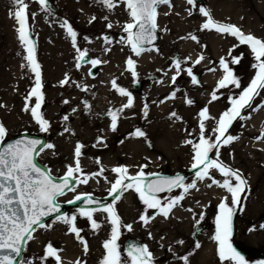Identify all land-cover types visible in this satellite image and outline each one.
<instances>
[{
    "label": "rangeland",
    "instance_id": "374dc122",
    "mask_svg": "<svg viewBox=\"0 0 264 264\" xmlns=\"http://www.w3.org/2000/svg\"><path fill=\"white\" fill-rule=\"evenodd\" d=\"M49 1L56 8L55 12L51 11V15L44 12L36 0H27L29 3L28 22L36 43V60L40 65L43 84L44 102L41 112L50 127L46 132L41 131L30 112L24 111L25 97L34 87L35 75L30 71L24 59L27 53L18 39L16 31L18 25L10 15L16 10L12 0H0V105H3L0 107V123H3L7 129L5 140L24 133L45 138V146L38 151L37 161L54 178L65 175L68 166H75V147L77 143L84 145L80 157L83 173L76 175L81 178L87 176L88 183L76 185L75 182L73 186L76 187V191H66V195L57 200L66 206L61 216L77 215L75 224L80 229L81 239L88 245V252L85 254L84 244L70 231V225L59 221L56 217L45 221V228H35L34 239L25 240L18 264H25V262L42 264L41 258L44 257L45 248L49 242L61 250L58 252L61 257L60 264H76L77 261L81 264H101L103 254L106 253L103 244L111 238L112 230L107 213H94V219L101 227L93 230L87 218L79 216L77 208L68 207L67 201L79 194L105 198L110 195L111 184L117 178V175L112 172L113 168L126 166L129 169V175L135 176L143 165H147L143 168L147 176L153 173L169 175L186 173L185 183L190 184L195 181L199 190H190L185 195V199L172 209L167 219L163 215H157L155 209L146 210V206L134 188L125 191L119 200L107 204L114 205L121 219V238L117 240V244L121 247L120 251L122 252L123 240L126 237H132L145 243L152 250H158V255L153 258V264H184L181 258L185 255L189 256V264H230L229 261L220 260L218 245L213 237L217 229L218 206L224 197H228V203L231 206V196L226 190L216 185L208 187L211 181L207 178L203 181L196 180L195 173L198 170H193L191 167L193 163L192 145L187 144L186 141H199L198 113L205 106L208 107L209 114L215 118V120L206 121L207 134H211V129L216 126V120L230 108V98L238 96L242 89L250 83L256 69L252 67L255 62L254 56L247 45H239L234 37L227 34H218L214 30H201L206 18L200 14L199 8L209 10L217 22L236 25L245 34L264 39V0H206L204 5H199L195 1L189 5L187 0H170L171 7L159 6L158 15L168 12L163 27L158 26L157 29L159 39L154 45L148 47L149 51L142 52L140 56L147 55L151 58L161 51L163 53L165 50L163 37L168 32L174 40L166 46L168 52L165 50L167 56H165L164 64L145 72H141L137 67L140 56H136L126 43L127 33L124 32L123 25L130 22V17L126 6L119 3V0H117L119 6L112 11L107 10L100 0ZM72 2H78L84 8L85 6L90 8L86 17H83L81 13L72 12L69 6L73 5ZM180 4L185 5L188 11L177 13L176 8ZM33 13L35 14L34 20L32 19ZM182 14L187 16L184 24L189 26L190 31H193L196 24L198 25L196 37L199 43L192 39H185L180 34L176 26L175 15ZM104 15L107 17L106 21L101 20ZM93 16L96 19L90 23ZM65 19L77 32L75 47L66 29L61 27ZM108 24L112 27L108 28ZM210 34L219 40V44H216L214 48L209 39ZM105 38L111 40V43H106ZM187 42L195 45L192 51L181 49V45ZM99 44H101L100 51L96 52ZM233 46L236 47L232 55L240 56L242 59L239 64L229 66L240 78L241 88L230 86L231 90L220 89L217 92L219 99L209 103L211 93L216 90L218 81L224 75L219 67V60L221 57L230 60L228 53ZM102 47L106 50L103 51ZM77 48L81 51L87 50V55L91 60L97 59L102 62L94 68L93 73L91 72L92 65H81L77 69L79 56ZM201 55L204 59L193 66ZM116 56H118L120 68H127L126 61L129 58L136 63L137 76L134 78L126 70V78L123 81L119 80L118 83L119 87L131 93L133 107L135 106L134 99L137 100L136 106L138 107L125 109L119 114L116 131L111 130V122L102 124L99 132L103 142L91 144V130H82V127L73 125V119L64 121L63 118L73 115L74 109L82 108V105L76 101V95L79 93L77 85L98 79L104 72V65L117 62ZM177 59L181 61V70L178 75L174 67ZM189 67L192 68L198 84L192 83V78L186 71ZM213 68L216 70L210 71ZM174 75H177L175 84L172 82ZM66 76L69 78V83L61 86V81ZM138 82L142 83V86L140 91L136 92L133 85ZM173 91L176 92L174 99L170 98ZM186 99H192L194 104L189 106ZM35 102V97H33L29 106H34ZM126 103L127 97H124V101L111 110L115 111ZM145 106H147L146 115ZM173 112L176 113V117L171 115ZM185 113L187 118L184 116ZM242 115L250 118L237 119L226 134L238 137V139L221 147L219 151L220 161L232 169L239 170L247 181L248 189L241 197V204L234 209L230 242L231 244L238 242L245 247L264 250V227H262L264 226V166L255 165L248 158L253 154L254 149H259L261 144L264 145V139H257L264 130V91L253 101V108L245 109ZM148 117L152 120L146 122ZM137 130L144 132L147 137L136 136ZM132 140H138L140 143L143 141L142 143L149 146L148 151L143 152H146L147 162L136 163L141 162L142 157H134L131 154ZM47 144L54 145V148H47ZM144 144L140 145L142 149L147 147ZM164 146H168L169 151H165ZM179 147H182V150ZM260 154L257 153V155ZM210 156L216 158L215 149ZM97 160L100 161L99 164ZM256 163L264 165V162L260 160ZM101 169H104L102 174L93 175L99 173ZM210 175L217 180L222 181L223 179L216 170H212ZM182 193L183 189H174L159 195L158 198L166 203ZM128 196L131 200L130 205L133 207L132 211L125 210L123 201ZM145 214L149 217L155 216V219L145 224L140 219L141 215ZM137 218L140 221L135 222ZM127 225H131V231L127 229ZM196 229L200 232L194 239ZM65 238H68L75 248L71 250L66 248L63 244ZM178 241H183V244ZM196 243L201 245L199 249L195 248ZM200 252H203L202 260H198ZM124 257L122 264H131L128 255L125 254ZM43 264H56V262L53 258H48L43 261ZM245 264H264V262L247 259Z\"/></svg>",
    "mask_w": 264,
    "mask_h": 264
},
{
    "label": "snow or ice",
    "instance_id": "6c2138e0",
    "mask_svg": "<svg viewBox=\"0 0 264 264\" xmlns=\"http://www.w3.org/2000/svg\"><path fill=\"white\" fill-rule=\"evenodd\" d=\"M41 9L51 15V10L48 4V0H36ZM101 4L112 11L114 8L122 3L126 6L128 11L130 22L123 25V30L127 33L126 43L131 47V51L140 56L142 52L149 51L145 48V45H151L155 39V33L158 29L157 17L158 7L161 5H168L171 7L170 0H100ZM194 0H187L189 5H192ZM13 6L16 10L10 13L12 18L16 21L18 27L16 29L18 39L21 45L24 47L27 55L24 59L27 61L28 67L35 75L34 87H32L25 97V112H30L35 122L39 125L41 131H48L50 124L45 119L41 112V107L44 102V94L42 91L43 84L41 79L40 65L36 60V49L33 40L31 39V29L29 25V3L27 0H12ZM199 12L206 18V21L202 24L201 30H214L218 34H227L234 37L239 45H247L250 48L251 53L254 56V63L252 67L256 69L254 77L250 83L242 89L240 94L236 97L230 98V108L225 110L216 120V126L211 129V134L208 133L206 127V121L215 120L209 114V109L205 106L199 111V141L193 140L186 141L187 144L192 145L193 149V163L191 165L193 170L196 171V180L203 181L206 178L211 181L207 186L212 187L216 185L226 190L231 196V206L228 203V197H224L219 204V215L216 218V234L213 240L218 245V255L221 261L235 262V264H245L244 257H242L232 246V217L234 215L235 207L241 204V197L247 190V181L237 169H232L228 165L224 164L219 159L220 148L229 145L231 142L238 139L230 134L226 135L233 122L237 119H249L242 115L245 109L253 108V101L257 96H260L264 91V39L255 37L252 34H245L242 29L236 25L217 22L210 11L206 8H199ZM167 14V13H166ZM32 19H35V14H32ZM96 17H92L90 23L94 21ZM107 20V17H104ZM61 27L66 29L68 36L71 38L72 44L75 47L77 42V32L74 31L71 24L65 19ZM108 28L112 25L108 24ZM192 40L199 43L196 36L190 37ZM123 39V38H122ZM107 43H111V40L105 38ZM235 47L229 49L228 56L230 60H226L221 57L219 60V67L222 69L224 75L218 81L217 88L211 93V100L209 103L219 99L217 92L220 89L228 88L230 86L235 88H241V80L234 74V71L230 68V64H239L242 57L233 56ZM78 63L77 69L81 67V61H85L87 57V50L81 51L77 48ZM204 59L201 55L195 62L199 64ZM93 67L101 64L102 62L97 59L87 60ZM127 68L132 76H137L136 63L133 59L129 58L126 61ZM23 67V65H22ZM174 67L177 70V75L181 70V61L177 59ZM216 69H210L215 71ZM188 75L192 78V83L198 84L196 76L193 75L191 67L186 69ZM91 75V72H89ZM177 75L172 77V82L175 84ZM69 83V78L66 76L61 81V86ZM80 87V85H77ZM113 89L122 97H127V103L123 104L119 109L115 111L109 110L108 115L111 118V130L116 131L119 114L125 109L133 107V98L130 92L126 91L123 87H119L115 80L112 81ZM82 90H87L82 88ZM179 89H177L178 91ZM35 97L34 106H29L31 99ZM170 98H176V92L173 91ZM68 103V101H64ZM186 103L191 106L194 104L192 99H186ZM3 107V105H0ZM85 107L90 108L85 102ZM145 106V115L146 113ZM256 110V109H253ZM75 111V109L73 110ZM176 117V113L171 114ZM65 121L68 117L63 118ZM179 119V117H177ZM67 131V129H65ZM7 135V129L0 123V145L4 144ZM138 137H144L145 133L137 130L135 133ZM191 135V133H189ZM214 135V139H213ZM258 140L264 139V130L261 132V136ZM103 141L98 138L97 143ZM41 142L37 140H20L12 144H7L4 147H0V264H17L16 257L21 256L23 242L34 239L33 232L36 227L45 228L46 225L42 223L43 219L53 213L60 212V206L57 204V199L66 195V190L75 192L76 187L73 186L72 181L76 182V185L87 184L88 177L83 178L76 174H82L83 169L80 164V157L82 156V148L84 145L77 143L74 150V164L75 166H68L67 172L63 177L58 178L59 182H56V178H53L50 174L42 171L40 167L34 162V153L40 146ZM95 147V145H93ZM47 148H54V145L47 144ZM216 150V158H212L210 154L213 150ZM99 160L97 163L99 164ZM147 165L141 166V170L137 175H129V169L126 166H119L112 169V172L117 175L114 183L111 184L109 194L114 200H119L123 196L124 192L133 189L139 194V198L146 206V210L155 209L157 215H163L165 219L169 218V214L172 209L185 199V195L190 190H199L197 183L193 181L190 184L185 183L183 176L177 175L175 178H158L154 181L145 183L147 180V174L144 173L143 168ZM212 170H216L223 177L222 181L213 178L210 175ZM104 169H101L99 173L93 175L102 174ZM156 176L157 174H151ZM174 189H183V193L175 198L170 199L166 203H163L158 198L160 192H171ZM80 201H84L86 207L77 209L78 215L86 217L90 222L93 230L99 229L101 225L94 219L95 212L107 213L110 223L112 225L111 238L103 244L106 250V255L103 257L101 264H122V258L117 244V240L120 236L121 219L116 212L114 205L89 207L92 205H100V201L94 200L90 194H79L73 199L68 200V204H76ZM192 211L191 209H187ZM203 216L201 215V219ZM141 221L145 224L150 222L151 219H155V216L141 215ZM58 220L70 225V231L74 233L77 239L81 240L84 244V252L87 254L88 245L80 237V229L76 227L75 221L77 215L71 216H59ZM131 231V225L126 226ZM264 227V226H262ZM151 235V234H150ZM183 244V241H178ZM201 245L195 244V248L199 249ZM60 249L55 248L51 242L46 245L45 255L41 258L46 261L48 258H53L56 264H60L61 257L58 255ZM128 257L131 260V264H153V254L149 251L147 246H130ZM184 264H189V256L182 257ZM28 264V262H25ZM76 264H81L77 261Z\"/></svg>",
    "mask_w": 264,
    "mask_h": 264
},
{
    "label": "bare ground",
    "instance_id": "6f19581e",
    "mask_svg": "<svg viewBox=\"0 0 264 264\" xmlns=\"http://www.w3.org/2000/svg\"><path fill=\"white\" fill-rule=\"evenodd\" d=\"M73 5H69L72 12H78L81 13L83 15V17H86L88 10H90V8L87 6H85V8L80 4H78V2H72ZM177 3V1H176ZM174 8V7H172ZM177 9V13L179 12H185L188 11V8L185 5L180 4L178 6ZM167 13V14H166ZM168 12L166 11L165 13H160L158 15V20H157V25L160 27H163L164 22H165V18L167 17ZM176 16V22H177V27L178 30H180V34L182 35V37H184L185 39H191V36H197V31H198V25L196 24L195 28L193 29V31L189 30V26L187 24H184L185 18H187V16L185 14H182L180 16ZM175 16H174V21H175ZM104 17H106L104 15ZM101 19L103 21H106L105 19ZM166 26V24H165ZM167 27H165L166 29ZM169 33H166L163 37V47L166 49L167 44L172 43L173 42V37L169 36ZM210 42L212 47L214 48L216 44H219V40L216 39V37L214 38L213 35L210 34L209 36ZM107 43V42H106ZM181 49L182 50H187V51H192L193 47H195V45L187 42L184 43L183 45H181ZM101 48V44H99L96 47V52H99ZM103 51L106 50L104 47ZM164 50L163 53H158V55H153L151 58H149L147 55H142L139 57V61L137 63V67L141 72H145L146 70H151L154 69L156 66H161L162 64H164L165 62V56H167V52ZM118 56H116L115 58H117ZM117 62H113L112 64H107L104 65V72L102 74H100L98 79H94L91 80L89 82H85L80 84V87H78V91L79 93L76 95V101L79 102L82 105L81 109H75V112L73 115L71 116H67L68 120L73 119V125L76 127H82V130H91V144L97 142L98 138H100V132L99 129L102 127V124H106L111 122V118L108 115V112L110 109H115V107L117 108L118 105L124 101V97L120 96L112 87V81L115 80L117 85L119 86L118 81L121 80L123 81L126 77H125V72L126 69L120 68L119 67V59H116ZM82 88H86L87 90H82ZM152 99V98H150ZM85 102L90 105V108L85 107ZM135 102V106L133 107V109H136L138 106H136V104L138 103L136 99H134ZM148 104V103H147ZM86 113H90L89 115H84ZM154 113V111H153ZM187 118V115L185 113L184 115ZM64 120V119H63ZM151 121L150 118H146V122ZM65 121V120H64ZM188 123V122H187ZM167 136V135H166ZM169 136V135H168ZM147 137V136H145ZM144 137V138H145ZM169 139V137L167 138V140ZM142 141V140H141ZM145 141V139H144ZM143 142V141H142ZM140 143V141L138 140H132V142L130 143V150L132 151L131 154L134 157H142V159H140L141 162H136L138 164H141L143 162H147V155L145 153H143L144 151H148L149 146L147 144L144 143ZM146 143V141H145ZM141 144H144V146H147L146 149H142V147H140ZM165 144V143H164ZM260 148L259 149H254L252 151V155L248 156V158L251 160V162H253L255 165H260L261 167H263V164H258L256 163L257 160H260L261 162H264V145L261 144L259 145ZM168 146H164L165 151H169ZM182 150V147H179ZM260 151V152H257ZM248 152V151H247ZM257 153H261L260 155H257ZM134 163V162H133ZM248 190V189H247ZM246 190V191H247ZM213 192V191H210ZM131 193V192H130ZM246 193V192H245ZM244 193V194H245ZM216 195V194H215ZM130 197H126L124 199V204H125V210L126 211H132L133 207L130 205ZM136 221H140L138 218L135 220ZM254 229L256 230V227L254 226ZM263 231V228H261ZM64 246L66 248H68L69 250L72 249V247H74L73 243L71 241L68 240V238H65L64 241ZM205 247V246H204ZM201 254H203V252H200L199 256H198V260H202L203 256H201Z\"/></svg>",
    "mask_w": 264,
    "mask_h": 264
},
{
    "label": "water",
    "instance_id": "95a60500",
    "mask_svg": "<svg viewBox=\"0 0 264 264\" xmlns=\"http://www.w3.org/2000/svg\"><path fill=\"white\" fill-rule=\"evenodd\" d=\"M195 1L197 3H199V4H204V2H205V0H195ZM48 4H49V7H50V10L55 12L56 8L52 5V3L49 0H48ZM31 39H32V36H31ZM157 41H158V34L156 32L155 33V39H154V41H153V43L151 45L155 44ZM151 45H145L144 47H148V46H151ZM87 60H90V58L88 56L86 57L85 61H81L80 63L82 65H84V64L88 63ZM93 72H94V69L92 70V73ZM141 86H142V83H140V82L135 83L133 85L134 91H136V92L140 91ZM20 140H37V141L41 142L40 146L37 148L36 152L34 153V162L37 164L38 167H40V169L42 171H44L47 174H49L47 169L43 165L39 164L37 162V160H36V156H37V153H38L39 149H41L45 145V138L44 137L37 136V135H30V134H20V135L13 136V137H11L9 139H6L4 141V144L0 145V147H4L7 144H12V143H15V142L20 141ZM177 175L183 176L185 178L187 174L186 173H176V174H173V175H169V174H157L156 176L149 175V176H147V180L145 181V183L150 182V181H154V180H156L158 178H161V177L162 178H175ZM56 182H59V179H56ZM72 184L74 185L75 181H72ZM163 193H166V192H160L157 195H161ZM92 198L94 200L100 201V205H92V206H89V207L104 206L108 202L114 200V198L112 196L105 197L104 199L95 198L93 196H92ZM57 204H59V206H60V212L59 213H53L52 215L45 217L43 219L42 223L47 221V220H49V219H51V218H54V217H57V216H60L61 214H63V212L65 210V207L62 204L58 203V202H57ZM69 206L78 207V208H84V207H86V204H85L84 201H80V202H78L76 204H69ZM198 234H199V229L196 230L195 236H197ZM24 242H23V246H24ZM130 246H144V245L139 243V242H137L134 239L128 238L125 241V248H126L127 251L129 250ZM232 246L244 258H253V259H259V260H263L264 261V251L256 250V249L250 248V247H245L242 244L237 243V242H234ZM22 250H23V248H22ZM21 254H22V252H21ZM20 258H21V256L15 258L17 263L20 260Z\"/></svg>",
    "mask_w": 264,
    "mask_h": 264
},
{
    "label": "flooded vegetation",
    "instance_id": "af4514ba",
    "mask_svg": "<svg viewBox=\"0 0 264 264\" xmlns=\"http://www.w3.org/2000/svg\"><path fill=\"white\" fill-rule=\"evenodd\" d=\"M123 235V234H122ZM119 238H121V234H120V236H119ZM128 237H126L124 240H123V243H122V252L120 251V249H121V247H119L120 246V244H118V247H119V251H120V254H121V258L123 259V258H125L124 256H125V254H127L128 253V251L126 250V248L124 247L125 246V240L127 239ZM72 248H75V247H72ZM148 249H149V251L153 254V258H155L158 254H157V252H158V250H152V248L151 247H147ZM104 255V254H103ZM156 255V256H155ZM105 256V255H104ZM159 257V256H158Z\"/></svg>",
    "mask_w": 264,
    "mask_h": 264
}]
</instances>
